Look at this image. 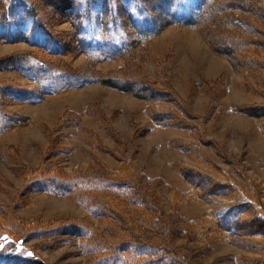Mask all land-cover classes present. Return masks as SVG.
I'll use <instances>...</instances> for the list:
<instances>
[{"label":"rangeland","instance_id":"1","mask_svg":"<svg viewBox=\"0 0 264 264\" xmlns=\"http://www.w3.org/2000/svg\"><path fill=\"white\" fill-rule=\"evenodd\" d=\"M73 1L68 23L52 18L55 7L49 4L54 9L46 8L44 0H14L8 5L7 16L0 12V103L4 104L3 111L0 109V173L4 176L0 183V264H160L155 261L157 254L152 258L145 248L127 243L119 235L105 232L104 246L100 237L93 245L90 237L97 217L81 198L68 194L73 185L61 173L92 158L115 169L118 162L110 153L132 160L137 171L160 177L185 192V201L177 209L187 218L213 210L228 225L246 209L245 203L256 197L260 205L256 217L264 222V129L251 116L254 106L264 102L257 94L261 88L255 83L246 86L244 72L217 54L215 46L212 49L196 29L170 24L187 14L195 0H154L149 2L151 12L136 0ZM33 6L40 14L37 19L29 13ZM44 11L49 16L45 20ZM88 16L97 29L86 24ZM120 23L134 28L140 43H148V51L155 57L174 56L175 68L169 75L185 103L181 112L177 108L180 117L196 125L197 118L208 114L211 97L215 98L216 112L210 114L202 142L179 130L188 125L186 122L178 125L164 115V108L172 106L170 92H164L162 86H134L128 89L129 95L124 94L92 77L45 63L35 53L38 48L52 53L62 50L77 31L84 50L94 48L102 53L96 68L114 67L116 62L103 63L109 61L111 51H120L125 45ZM115 24L120 32H114ZM73 61L76 66L85 63L80 54ZM95 102L110 118L108 127L117 132L115 137L86 111ZM147 103L154 109L151 116ZM246 106L250 108L244 110ZM67 110L79 113L80 118L62 123ZM12 113L23 115L25 124L18 125ZM49 130L64 135L59 136L64 143L57 153L48 150ZM182 143L187 144L185 148ZM178 162L192 165L195 171L189 168L181 173L173 166ZM232 181L242 189L241 198L232 196ZM106 182L96 187L110 188L108 191L117 195L126 191L123 185ZM195 187L200 199L195 197ZM59 188L66 194L59 195ZM124 210L136 211V206L127 204ZM85 217H89L86 234L81 226ZM207 237L202 242L183 237L168 246L185 255L190 264H249L261 259L252 242L241 236L235 241L216 234Z\"/></svg>","mask_w":264,"mask_h":264},{"label":"trees","instance_id":"2","mask_svg":"<svg viewBox=\"0 0 264 264\" xmlns=\"http://www.w3.org/2000/svg\"><path fill=\"white\" fill-rule=\"evenodd\" d=\"M13 1L0 0V12H4L3 16L7 14L6 10L10 6L9 3ZM44 1L46 2V4L44 3L46 8L51 7L54 9L53 6L55 7L54 12L52 11V18L58 22L62 18L67 23L68 20L70 21L69 18L75 5L73 0ZM136 1L141 8L146 6L147 12L152 11L149 2L154 0ZM49 4H53V6ZM33 7L35 8V6ZM34 8L33 10L29 8V13L34 19H37L40 14L38 15L36 8ZM46 8L43 6L44 10ZM46 15L48 16L44 11L42 14L44 20ZM6 16L3 20H6ZM113 18L115 20L118 19L117 17ZM127 21L128 18H126ZM88 23L91 27L97 29L98 25L91 20L90 16L86 19V24L88 25ZM170 24H173L176 28L196 29L212 49L215 46L214 50L217 54L231 61L232 66L238 71L244 72L247 82L246 86L251 88V84L255 83L261 88L260 93L256 92L264 100V0H195L194 7L187 14L180 20H174L173 23L170 22ZM120 26L124 32L125 40L122 41V44L125 43L124 47L117 52L111 51L112 55L107 57L109 61L99 60L104 62V65L116 62L114 67L106 66V69H104L102 66L101 69L96 68L102 53L94 48L92 51L91 49L84 50V42L80 39L77 31L75 33L72 32V35L69 36L70 45L67 47L63 46L62 50L58 49L55 53H52L44 48H38L35 53H38L41 57L40 59H44L45 63L58 64L56 68L63 66L75 71L76 74L92 77L105 85L118 88L124 94L129 95L128 89L134 86L137 88H143L147 85L158 88L162 86L165 89L164 92H170L169 105L172 106V109L169 107L164 108V111H162L165 113L164 115L170 116L171 120L178 123V125L186 122L185 124L188 125L179 130L186 131L189 136L198 137L197 140L202 142L207 135L206 124L213 116L210 114L216 112L217 103L215 98L211 97V103L208 112H206L209 115L197 118L196 125L192 121H188L187 118L184 117V119L183 115L180 117L179 111L183 109L182 106L185 103L174 90L169 75V71L175 68L174 56L168 54L164 59L155 57L148 51V43H140L138 32L134 28L125 27L121 23ZM114 32H120L117 24H115ZM102 41L103 39L100 37L99 47ZM93 44V41L89 42V47L92 48ZM72 47H74V50L69 49ZM77 54L83 55L84 64L74 65L73 59L77 57ZM217 85L223 84L218 83ZM96 104L95 102L87 106L86 111L89 110V115L98 118L103 123L105 131L107 129L109 133H112L109 135L115 137L117 132L113 128L108 127L111 122L110 118ZM147 104L146 110L148 115H150L152 114L151 110L154 109L149 103ZM173 107L176 109H173ZM246 107L244 110L250 108L249 106ZM254 107V111H250L251 116L258 126L264 129V102ZM0 109L3 111V103H0ZM67 111L61 117L62 123L69 124L75 121L76 117L80 118L79 113L73 110ZM241 111L243 112V110ZM246 112H249V110ZM11 115L16 119L18 125L25 124L26 118L20 113H12ZM48 135L50 140L48 150L50 154L57 153L62 143H64L59 140V136L64 135L56 134L50 130ZM183 142L191 143L193 141L183 140ZM98 143L101 142L96 140V144ZM184 143L180 145L182 148L187 145H184ZM197 146L199 145L197 144ZM110 155L118 162V167L115 169H111L102 161L92 158L78 163L71 171H66L64 174L61 173L65 178H69L67 180L72 182L73 187L68 194H75L81 198L91 208L92 215L95 214V217H97L92 237H90L93 245L97 243L100 237L104 246L105 239L103 234L107 232V234L122 236L127 243H136L140 247L145 248L151 253L149 256H152V258H156L154 254H157L156 263L190 264L185 255H181L177 251L175 253L172 251L173 249H170L168 246L169 242L183 237L189 242H202L207 240L208 235L216 234L230 241H235L241 236L243 239L251 241V246L255 249L254 252L260 254L261 259L262 257L264 258V222L259 217H256L255 213L256 208L260 210L258 198H254L256 202L251 200L254 203L246 202V209L240 212L238 217L228 225L223 223L213 210H209L197 218H187L177 209L185 201L187 196L185 192L169 186L160 177H150L144 171H137L133 161L130 159L119 158L114 153H110ZM173 166L181 173L184 170H189V168L195 169L192 165L184 162L174 163ZM194 169L193 171H195ZM61 174L59 176L63 177ZM3 181L4 176L0 173V183ZM103 182L113 185L118 183V185H123L126 191L121 195H117L109 192L110 188L102 189L101 187H96L97 184ZM229 186H231V190L234 193L233 195L231 194L233 197H242L244 193L240 192L242 191L240 186L238 189V185L234 181L229 183ZM250 188L253 191V195H255L254 187L251 186ZM61 189H58V194L65 195L66 193L62 191L64 189ZM193 192L196 198L200 199L202 197L199 195L200 190L198 187H195ZM127 204L135 205L136 211H125L124 206ZM88 221L89 217H85L81 222L84 223L81 226L84 228L85 234L87 233L85 224ZM261 259H255L249 264H261L262 261L264 262V259Z\"/></svg>","mask_w":264,"mask_h":264}]
</instances>
